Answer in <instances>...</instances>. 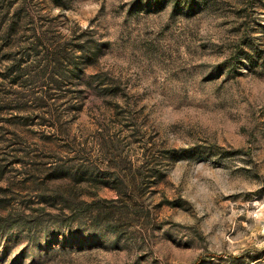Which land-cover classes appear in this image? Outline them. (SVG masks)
I'll return each mask as SVG.
<instances>
[{
  "label": "rangeland",
  "instance_id": "rangeland-1",
  "mask_svg": "<svg viewBox=\"0 0 264 264\" xmlns=\"http://www.w3.org/2000/svg\"><path fill=\"white\" fill-rule=\"evenodd\" d=\"M60 1L0 0V264L264 263V0Z\"/></svg>",
  "mask_w": 264,
  "mask_h": 264
},
{
  "label": "trees",
  "instance_id": "trees-1",
  "mask_svg": "<svg viewBox=\"0 0 264 264\" xmlns=\"http://www.w3.org/2000/svg\"><path fill=\"white\" fill-rule=\"evenodd\" d=\"M153 1H172L174 5L178 4L180 1H184L189 6H194L195 3H200L203 6H210L213 3H215L217 0H153ZM53 2L57 5H64L61 3L60 0H53ZM12 23H9L7 31H11L12 29ZM9 33V32H7ZM96 49V45L94 47ZM89 49H86L84 46L79 47L77 52V49L73 46L67 45L66 42H63L58 46L57 53H59V56L57 57V60L54 61V63L58 62L56 67L58 66L59 72H60V80L63 82L67 81L69 78H78L80 77L82 71L84 70V62L87 58V51ZM20 59L19 58H12L10 64L8 65V68H19L20 67ZM53 74H57L55 71H52ZM58 75V74H57ZM73 80V79H72ZM62 176V174L60 175ZM94 180H101L98 177H93ZM101 182L105 185L114 187L118 190V192H122L123 190L126 191L127 189V183L126 180L121 178L119 175L112 174L111 177L108 179H102ZM262 253H255L250 256L251 259H248L245 264H264L262 263ZM234 260L239 258L237 256H233ZM231 264H240L239 262H233Z\"/></svg>",
  "mask_w": 264,
  "mask_h": 264
}]
</instances>
